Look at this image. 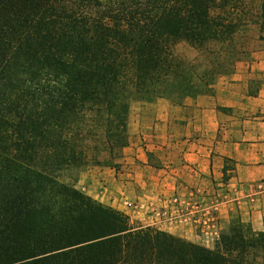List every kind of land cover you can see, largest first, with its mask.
<instances>
[{"label":"trees","instance_id":"16d2710c","mask_svg":"<svg viewBox=\"0 0 264 264\" xmlns=\"http://www.w3.org/2000/svg\"><path fill=\"white\" fill-rule=\"evenodd\" d=\"M248 4L0 0V264H264V224L233 221L209 250L75 187L98 153L120 157L133 104L212 95L233 73Z\"/></svg>","mask_w":264,"mask_h":264},{"label":"crops","instance_id":"0c3cea01","mask_svg":"<svg viewBox=\"0 0 264 264\" xmlns=\"http://www.w3.org/2000/svg\"><path fill=\"white\" fill-rule=\"evenodd\" d=\"M116 167L80 173L76 189L138 227L213 250L184 217L203 197L219 204L218 226L264 224V42L219 78L212 95L179 105L158 99L129 109Z\"/></svg>","mask_w":264,"mask_h":264},{"label":"rangeland","instance_id":"374dc122","mask_svg":"<svg viewBox=\"0 0 264 264\" xmlns=\"http://www.w3.org/2000/svg\"><path fill=\"white\" fill-rule=\"evenodd\" d=\"M261 4H264V0H249V4L244 9V12L246 11L245 13H247L248 20H249L250 24H248V26L245 28V31L241 36L240 42L242 41V43L244 44V46L247 50L246 55H248L252 51L260 48L264 42V21H261L259 18ZM255 22H257V24H254ZM246 55H244L242 58H244ZM136 105H139V104H135V105L133 104L132 106H136ZM72 129L74 130V127H72ZM93 144H94L93 138H90L87 140L88 146H92ZM89 154H90V156H93L95 153H93L92 151H89ZM116 156H117V153H115L113 156H111L106 151H102L96 155V162H98L99 165H93L92 162L89 161V163L91 162L90 165L83 168L82 172H80V173H83V172H85L91 168H94V167H107V168L116 167V162L118 161V158ZM80 173H78L77 179H78ZM63 180L66 183L68 182V183L74 184V169L67 171L64 174ZM75 187H76V182H75ZM132 224H133V227H138L134 223H132ZM225 227H226V225L222 226V228L220 229L219 238H220V234H221L222 230L224 231ZM183 242H186V241L183 240ZM187 243H189V242H187ZM217 244H219V240H218ZM194 245H196V244H194Z\"/></svg>","mask_w":264,"mask_h":264},{"label":"built area","instance_id":"2783aa9c","mask_svg":"<svg viewBox=\"0 0 264 264\" xmlns=\"http://www.w3.org/2000/svg\"><path fill=\"white\" fill-rule=\"evenodd\" d=\"M257 195L264 196V182L258 184L255 191ZM219 212V204L214 200H206L205 197L195 202L184 213L185 219L191 223L200 239L204 241L219 240L220 228L216 215Z\"/></svg>","mask_w":264,"mask_h":264}]
</instances>
